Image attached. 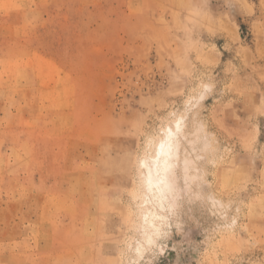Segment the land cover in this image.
<instances>
[{
    "label": "rangeland",
    "instance_id": "374dc122",
    "mask_svg": "<svg viewBox=\"0 0 264 264\" xmlns=\"http://www.w3.org/2000/svg\"><path fill=\"white\" fill-rule=\"evenodd\" d=\"M0 264H264V3L0 0Z\"/></svg>",
    "mask_w": 264,
    "mask_h": 264
},
{
    "label": "bare ground",
    "instance_id": "6f19581e",
    "mask_svg": "<svg viewBox=\"0 0 264 264\" xmlns=\"http://www.w3.org/2000/svg\"><path fill=\"white\" fill-rule=\"evenodd\" d=\"M175 139L173 131L167 133L165 138L157 145L156 156L153 162L145 166L146 188L155 198L162 196L168 185L165 182L166 171L171 167V160L177 156V143Z\"/></svg>",
    "mask_w": 264,
    "mask_h": 264
},
{
    "label": "clouds",
    "instance_id": "9594fccd",
    "mask_svg": "<svg viewBox=\"0 0 264 264\" xmlns=\"http://www.w3.org/2000/svg\"><path fill=\"white\" fill-rule=\"evenodd\" d=\"M262 3H264V0H261Z\"/></svg>",
    "mask_w": 264,
    "mask_h": 264
}]
</instances>
